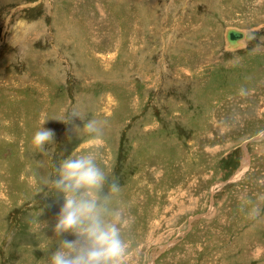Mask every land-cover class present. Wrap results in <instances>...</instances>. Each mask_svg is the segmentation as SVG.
Listing matches in <instances>:
<instances>
[{"label": "rangeland", "instance_id": "374dc122", "mask_svg": "<svg viewBox=\"0 0 264 264\" xmlns=\"http://www.w3.org/2000/svg\"><path fill=\"white\" fill-rule=\"evenodd\" d=\"M77 102L102 138L51 119ZM90 149L122 187L128 264H264V219L240 211L264 193V0H0V264L56 250L64 201L40 180Z\"/></svg>", "mask_w": 264, "mask_h": 264}, {"label": "clouds", "instance_id": "9594fccd", "mask_svg": "<svg viewBox=\"0 0 264 264\" xmlns=\"http://www.w3.org/2000/svg\"><path fill=\"white\" fill-rule=\"evenodd\" d=\"M51 119L65 124L79 119L83 127L77 125L75 131L92 139L102 138L109 126L107 119L89 116L79 102ZM44 124L31 138L33 151L45 153L46 145L54 142V131ZM40 184L37 194L47 188L64 201L53 228L58 247L45 264H128L132 242L128 237L130 220L121 199L122 187L110 178L95 150L73 151L53 165V171L45 174ZM262 205L264 193H258L255 200L243 199L240 211L250 221L259 222L264 219ZM65 234L75 238H61ZM41 249L47 251L49 247L41 246Z\"/></svg>", "mask_w": 264, "mask_h": 264}, {"label": "water", "instance_id": "95a60500", "mask_svg": "<svg viewBox=\"0 0 264 264\" xmlns=\"http://www.w3.org/2000/svg\"><path fill=\"white\" fill-rule=\"evenodd\" d=\"M242 36H243L242 31H239V30H237V29H230V30L228 31V34H227V38H228L230 41H235V40L241 38ZM166 248H167V246H162V247L160 248V251H163V250H165Z\"/></svg>", "mask_w": 264, "mask_h": 264}, {"label": "bare ground", "instance_id": "6f19581e", "mask_svg": "<svg viewBox=\"0 0 264 264\" xmlns=\"http://www.w3.org/2000/svg\"><path fill=\"white\" fill-rule=\"evenodd\" d=\"M227 34H228V32H226ZM243 33V36L241 37V38H239V39H237V40H235V41H230L228 38H227V42H228V47L229 48H236V47H238L239 48V45H240V43H241V40L242 41H244L245 40V33L244 32H242ZM227 37V36H226ZM246 163L244 164V168L243 169H245L246 167ZM244 171V170H243Z\"/></svg>", "mask_w": 264, "mask_h": 264}]
</instances>
